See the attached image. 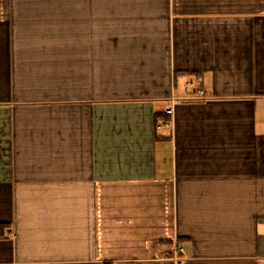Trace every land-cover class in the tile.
<instances>
[{
    "label": "crops",
    "instance_id": "1",
    "mask_svg": "<svg viewBox=\"0 0 264 264\" xmlns=\"http://www.w3.org/2000/svg\"><path fill=\"white\" fill-rule=\"evenodd\" d=\"M181 261L264 264V0H0V264Z\"/></svg>",
    "mask_w": 264,
    "mask_h": 264
},
{
    "label": "built area",
    "instance_id": "2",
    "mask_svg": "<svg viewBox=\"0 0 264 264\" xmlns=\"http://www.w3.org/2000/svg\"><path fill=\"white\" fill-rule=\"evenodd\" d=\"M189 88H193V84H190L189 85ZM182 103V101L181 100H178V99H174L173 100V104H172V106L168 109V113L169 114H172L173 112H174V110H175V107L176 106H178V105H180ZM180 251H182V250H180ZM179 264H183V262L181 261V262H178Z\"/></svg>",
    "mask_w": 264,
    "mask_h": 264
},
{
    "label": "trees",
    "instance_id": "3",
    "mask_svg": "<svg viewBox=\"0 0 264 264\" xmlns=\"http://www.w3.org/2000/svg\"><path fill=\"white\" fill-rule=\"evenodd\" d=\"M158 122V121H157Z\"/></svg>",
    "mask_w": 264,
    "mask_h": 264
}]
</instances>
